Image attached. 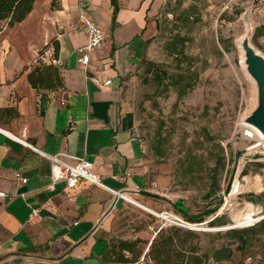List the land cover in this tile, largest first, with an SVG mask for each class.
<instances>
[{
  "label": "crops",
  "instance_id": "1",
  "mask_svg": "<svg viewBox=\"0 0 264 264\" xmlns=\"http://www.w3.org/2000/svg\"><path fill=\"white\" fill-rule=\"evenodd\" d=\"M52 1L38 0L13 27L0 21V109L18 112L0 116V190L7 193L0 198V264H114L109 243L115 219L129 207L115 191L150 204L141 195L148 191L149 169L136 135L135 82L157 29L158 3L117 0L114 15L111 0H85L84 11L106 34L85 70L79 49L88 38L78 23L80 0H57L55 8ZM52 39L59 42L54 63L65 88L38 92L24 68ZM52 53L49 46L48 62ZM90 76L112 85H97ZM40 152L84 157L103 185L59 183L50 189L51 164Z\"/></svg>",
  "mask_w": 264,
  "mask_h": 264
},
{
  "label": "rangeland",
  "instance_id": "2",
  "mask_svg": "<svg viewBox=\"0 0 264 264\" xmlns=\"http://www.w3.org/2000/svg\"><path fill=\"white\" fill-rule=\"evenodd\" d=\"M157 3L159 26L135 82L136 135L149 169L148 191L141 195L150 204H142L193 227L129 203L115 219L111 241L143 239L147 251L161 228L177 226L197 234L193 241L205 264H264V228L249 230L264 217V139L249 137L246 124L260 95L239 46L248 33L264 56V0ZM258 29L263 34L255 40ZM220 199L215 214L201 223L189 220L205 217ZM247 216L260 219L240 226ZM231 229L248 231L241 240Z\"/></svg>",
  "mask_w": 264,
  "mask_h": 264
},
{
  "label": "trees",
  "instance_id": "3",
  "mask_svg": "<svg viewBox=\"0 0 264 264\" xmlns=\"http://www.w3.org/2000/svg\"><path fill=\"white\" fill-rule=\"evenodd\" d=\"M37 1L38 0H0V21L6 22L10 27L23 22L33 11ZM111 1L114 6L115 15L119 9V4L117 0ZM57 6V0H53L52 7L55 8ZM157 26L159 25L157 24ZM262 34L260 29H258L254 35V39L257 40ZM150 40L148 41L149 43ZM49 46L53 48L51 62L47 61L45 55V50ZM59 49V42L56 39H52L45 49L39 52L38 57L32 63L31 67L26 66L24 68V70H29L27 76L28 81L38 92H55L65 88V80L61 68L54 63V60L58 58ZM144 59L145 56L139 63V66L144 62ZM156 78L158 81L163 82V73L158 72ZM177 82L178 84L181 83L179 79ZM17 115L18 112L13 107L0 109V116L15 117ZM216 186L218 189L217 183ZM217 189H213L210 195L216 193ZM228 192L229 188L226 190V193ZM222 202L223 200L220 199L215 208L205 213V217H190L189 220L195 223L203 222L206 217L215 214L219 210ZM183 213L186 214L185 212ZM220 218L221 217L217 216L210 222V225H216L220 221ZM255 226L264 228V218L249 230H254ZM247 231L248 229H231L229 232L231 235H235L243 240ZM196 237L197 234L191 230L183 231L181 227L171 226L161 228L157 232L156 236L150 242L147 251H145V245H148V242L143 239L120 240L117 242L110 241L109 251L114 264H135L142 256L152 264H205L207 260L206 255L200 253L198 243L193 241Z\"/></svg>",
  "mask_w": 264,
  "mask_h": 264
},
{
  "label": "built area",
  "instance_id": "4",
  "mask_svg": "<svg viewBox=\"0 0 264 264\" xmlns=\"http://www.w3.org/2000/svg\"><path fill=\"white\" fill-rule=\"evenodd\" d=\"M80 13L78 15V23L82 25L86 35H87V44L79 49L81 54V63L85 70H88L89 64L91 62V55L101 49L106 42V34L104 30L84 11L85 0H80ZM92 81L100 86H111L112 80H101L99 77L90 76ZM250 134V133H249ZM250 137V135H249ZM26 146L37 150L32 144L24 143ZM44 157H46L51 164V174L50 179L51 183L49 185L50 189H55L59 183H64L67 188H75L81 182H89L95 185H103L100 181V178L93 170V164L86 160L84 157L72 155L70 153H58V154H47L40 152ZM16 178L22 183L27 182V178L22 177L20 173H16ZM136 192L140 193L141 189L137 186ZM230 192V190H229ZM228 192V194H229ZM115 193L120 196L124 201L129 202L126 192L115 191ZM7 197V193L0 190V198ZM74 195H69V199H73ZM130 203V202H129ZM38 215V212L34 210L32 212V218ZM163 218V217H161ZM167 219L173 224L184 226L187 228H192L191 223L185 222L182 218L175 216V218L170 217ZM166 219V218H163ZM1 249V247H0ZM135 264H152L150 261H147L143 256Z\"/></svg>",
  "mask_w": 264,
  "mask_h": 264
},
{
  "label": "water",
  "instance_id": "5",
  "mask_svg": "<svg viewBox=\"0 0 264 264\" xmlns=\"http://www.w3.org/2000/svg\"><path fill=\"white\" fill-rule=\"evenodd\" d=\"M245 49L246 64L248 65L250 74L258 84L260 95V107L255 113L246 119V123L251 124L264 132V56L258 53L255 48L250 45L248 37L245 40Z\"/></svg>",
  "mask_w": 264,
  "mask_h": 264
},
{
  "label": "bare ground",
  "instance_id": "6",
  "mask_svg": "<svg viewBox=\"0 0 264 264\" xmlns=\"http://www.w3.org/2000/svg\"><path fill=\"white\" fill-rule=\"evenodd\" d=\"M248 36V33L244 34L241 38H240V43H239V46H240V50H241V53H242V56L244 58V60H246V49H245V40ZM257 51V50H256ZM258 52V51H257ZM259 53V52H258ZM254 80V79H253ZM249 127H251V130L248 131V133H250V137H253L254 139H264V132L260 129H258L257 127H254L253 125L251 124H248L246 123ZM245 135V134H244ZM248 136V134H247ZM127 198L129 199V202L132 203V204H135L137 206H140L144 209H146L147 211L149 212H152V213H155L157 215H159L160 217H164V218H170V217H173L175 218L174 215H171L169 213H156L153 209L149 208L148 206L146 205H143L141 202H139L138 200H136L134 197L130 196V195H126ZM251 215V214H250ZM260 218H254L252 216H247L245 218V220L239 222L240 223V226H243V225H250L252 222L258 220Z\"/></svg>",
  "mask_w": 264,
  "mask_h": 264
}]
</instances>
